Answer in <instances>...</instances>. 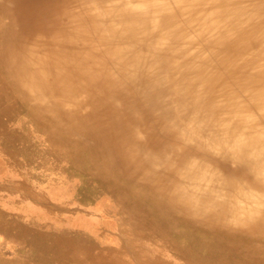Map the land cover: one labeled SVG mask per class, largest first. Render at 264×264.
I'll list each match as a JSON object with an SVG mask.
<instances>
[{"label":"clouds","instance_id":"clouds-1","mask_svg":"<svg viewBox=\"0 0 264 264\" xmlns=\"http://www.w3.org/2000/svg\"><path fill=\"white\" fill-rule=\"evenodd\" d=\"M0 88L50 170L74 163L114 185L176 249L223 234L264 258V0H50L31 25L0 20ZM122 228L119 251L90 235L105 250L83 264H119L135 237ZM153 241L140 264L157 249L187 264ZM34 256L0 234V264Z\"/></svg>","mask_w":264,"mask_h":264},{"label":"rangeland","instance_id":"rangeland-1","mask_svg":"<svg viewBox=\"0 0 264 264\" xmlns=\"http://www.w3.org/2000/svg\"><path fill=\"white\" fill-rule=\"evenodd\" d=\"M37 11L40 15L44 9ZM25 117L24 106L0 88V234L30 241L36 264H83L78 254L91 260L96 252L105 250L100 246L119 251L123 223L130 224L135 237L129 236L119 264H140L141 246L152 249L153 240L163 242L187 264H264V258L247 250L244 240L223 234H194L187 248L176 249L168 226L142 208L128 205L114 185L74 163L54 171L44 165L54 157L41 150L31 130L22 126ZM111 200L119 205V212ZM37 223L55 229L45 230ZM157 252L160 258L155 264H177L166 249Z\"/></svg>","mask_w":264,"mask_h":264},{"label":"bare ground","instance_id":"bare-ground-1","mask_svg":"<svg viewBox=\"0 0 264 264\" xmlns=\"http://www.w3.org/2000/svg\"><path fill=\"white\" fill-rule=\"evenodd\" d=\"M45 1L46 0H2V2H0V20H2L3 17L5 20L16 17L22 23L31 25L39 16L37 10H43L47 7Z\"/></svg>","mask_w":264,"mask_h":264}]
</instances>
